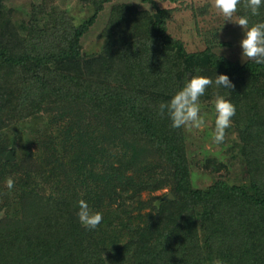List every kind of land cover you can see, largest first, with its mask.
<instances>
[{"label":"trees","instance_id":"trees-1","mask_svg":"<svg viewBox=\"0 0 264 264\" xmlns=\"http://www.w3.org/2000/svg\"><path fill=\"white\" fill-rule=\"evenodd\" d=\"M142 1L149 8H112L92 54L80 43L94 16L46 44L1 15L0 264H264V65L211 47L188 53L168 31L170 10ZM236 15L264 22V6L252 16L242 2ZM195 75L236 107L244 182L194 187L180 128L158 114ZM29 119L35 133L16 144L9 128ZM164 189L174 199L154 194ZM81 199L103 214L95 230L78 219Z\"/></svg>","mask_w":264,"mask_h":264},{"label":"rangeland","instance_id":"rangeland-1","mask_svg":"<svg viewBox=\"0 0 264 264\" xmlns=\"http://www.w3.org/2000/svg\"><path fill=\"white\" fill-rule=\"evenodd\" d=\"M155 2L160 8L170 10L172 16L168 21V31L182 41L188 53L211 47L215 53L224 55L234 62L242 63L248 60L247 57H242L240 47V41L244 38L243 29L235 24L236 17L231 22L226 21L215 9L214 0H155ZM118 3H134L141 9L150 6V3L142 0H112L104 2L101 9H96L90 0H0L2 5L0 17L7 15L10 22L12 21L18 28L21 27V31L28 32L27 35L45 33L44 42L51 44L63 39L70 25L78 27L94 16L80 43L83 53L92 54L98 52L107 40L104 32L109 30L105 31V28L114 16L112 8ZM217 95H220V90L209 92L206 89L200 98L201 115L207 113L206 126L202 130L188 131L180 128L188 153L191 181L196 188H205L221 177L233 182L245 181V164L240 154L241 141L233 120L231 127L226 130L225 141L219 145L213 142L212 133L216 118L214 100ZM13 124L8 130L12 140L15 138L16 144L29 142L28 133H35L32 131L36 128L30 129V119L28 122ZM208 159L227 164L228 170L213 173L211 166H204ZM168 192V189H164L154 194L167 195ZM148 196L145 194L144 197ZM217 241L209 240L207 247H210V250L215 249L218 246ZM202 243L206 246V242Z\"/></svg>","mask_w":264,"mask_h":264},{"label":"clouds","instance_id":"clouds-1","mask_svg":"<svg viewBox=\"0 0 264 264\" xmlns=\"http://www.w3.org/2000/svg\"><path fill=\"white\" fill-rule=\"evenodd\" d=\"M242 2L244 7L250 10L252 16L259 15V9L264 6V0H214V7L228 22L236 17L235 24L243 29L244 38L240 41L242 57H247L258 65H264V22L250 25L247 15L237 16ZM214 83L227 90H232L235 87L227 75H216ZM212 85L213 80L209 77L190 76L185 86L177 91L169 102L159 105L158 114L161 117L167 115L171 121V127L174 129L202 130L206 126L207 113L201 115L200 98ZM214 107L216 118L212 138L213 142L219 145L225 141L226 130L231 127L236 107L222 95L215 97ZM6 187L9 190L13 189L14 180L11 177L6 180ZM78 208V219L85 228L95 230L102 223L103 214L93 211L85 200L78 201ZM214 264H223V262L216 260Z\"/></svg>","mask_w":264,"mask_h":264},{"label":"water","instance_id":"water-1","mask_svg":"<svg viewBox=\"0 0 264 264\" xmlns=\"http://www.w3.org/2000/svg\"><path fill=\"white\" fill-rule=\"evenodd\" d=\"M6 159H9V160H14V151L13 150H10L7 155H6ZM167 199H174V196L172 195V193H169L167 196H166Z\"/></svg>","mask_w":264,"mask_h":264}]
</instances>
